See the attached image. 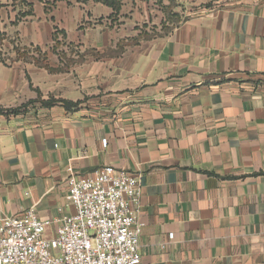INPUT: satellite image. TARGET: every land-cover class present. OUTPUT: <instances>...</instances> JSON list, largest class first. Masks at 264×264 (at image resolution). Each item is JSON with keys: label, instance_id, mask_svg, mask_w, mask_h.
Wrapping results in <instances>:
<instances>
[{"label": "crops", "instance_id": "obj_1", "mask_svg": "<svg viewBox=\"0 0 264 264\" xmlns=\"http://www.w3.org/2000/svg\"><path fill=\"white\" fill-rule=\"evenodd\" d=\"M180 1L0 0L3 215L53 235L70 169L111 165L139 264H264V0Z\"/></svg>", "mask_w": 264, "mask_h": 264}, {"label": "built area", "instance_id": "obj_2", "mask_svg": "<svg viewBox=\"0 0 264 264\" xmlns=\"http://www.w3.org/2000/svg\"><path fill=\"white\" fill-rule=\"evenodd\" d=\"M71 214L58 218L53 235L31 208L20 216L0 210V264H139L143 223L136 216L139 175L111 165L67 179Z\"/></svg>", "mask_w": 264, "mask_h": 264}, {"label": "rangeland", "instance_id": "obj_3", "mask_svg": "<svg viewBox=\"0 0 264 264\" xmlns=\"http://www.w3.org/2000/svg\"><path fill=\"white\" fill-rule=\"evenodd\" d=\"M176 1H178V3H179V5H178V7H179V10H180V12H184L185 13V6L184 5H181V2L182 1H180V0H173V2H176ZM180 19V18H179ZM1 49H0V57L1 58H4V59H6V60H8V61H10L11 59H12V57L10 56V54L6 51V49L3 47H0ZM37 55V56H36ZM36 55H34V56H36V57H39V58H41L42 57V55H40L39 53H37ZM64 54H63V51H58V50H55V54H53L52 55V62L53 63H56V64H58V60H60V61H62L63 62V60H64ZM55 58H56V60H55ZM62 58V59H61ZM28 59H30L29 57H28ZM55 68H59V66H57V67H55ZM39 101H42L41 99L39 100ZM39 105V104H38Z\"/></svg>", "mask_w": 264, "mask_h": 264}, {"label": "trees", "instance_id": "obj_4", "mask_svg": "<svg viewBox=\"0 0 264 264\" xmlns=\"http://www.w3.org/2000/svg\"><path fill=\"white\" fill-rule=\"evenodd\" d=\"M46 103H49V101H47Z\"/></svg>", "mask_w": 264, "mask_h": 264}]
</instances>
